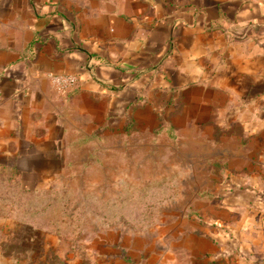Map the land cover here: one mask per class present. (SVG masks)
<instances>
[{
	"label": "crops",
	"instance_id": "0c3cea01",
	"mask_svg": "<svg viewBox=\"0 0 264 264\" xmlns=\"http://www.w3.org/2000/svg\"><path fill=\"white\" fill-rule=\"evenodd\" d=\"M234 27L255 41L231 40ZM50 74H74L77 84L60 94ZM240 110L253 114L243 125L254 132L241 169L259 177L211 205L220 235L205 219L187 231L183 214L186 264H264L252 249L264 248V0H0V161L18 169L24 193L109 167L144 130L154 145L176 139L159 128L199 130L203 113ZM128 200L116 220L131 225Z\"/></svg>",
	"mask_w": 264,
	"mask_h": 264
},
{
	"label": "rangeland",
	"instance_id": "374dc122",
	"mask_svg": "<svg viewBox=\"0 0 264 264\" xmlns=\"http://www.w3.org/2000/svg\"><path fill=\"white\" fill-rule=\"evenodd\" d=\"M229 37L237 42L251 37L254 42L256 33L234 27ZM201 116L205 123L199 130L183 128L174 132L176 139L161 138L154 145L144 130L138 142L125 143L121 154L117 151L109 167L95 168L90 176L78 179H54L35 188L39 190L36 193H24L18 180L7 182L0 176V264H186L188 256L183 255L179 244L185 231L183 216L192 223L187 231L194 227L192 220L205 219L208 222L204 221L203 227H214V234H222L224 225L209 222L211 205L225 206L231 185L245 182L250 187L259 177L241 169L244 159L252 161L247 155L253 152L249 148L254 132L245 129L243 122L252 120L253 114L240 110L239 114L209 112ZM215 121H220V128L211 130ZM164 131L158 134L170 137L166 133L169 130ZM212 133L223 136L225 142L210 144L208 136ZM229 160H236L235 164ZM54 186L65 187L53 190ZM144 190L150 197L146 205H151L148 213L153 211L152 225L131 226L117 221L122 202L119 214L116 204L110 210L99 208L120 195L134 193L137 197V192ZM256 195L257 206L263 207L264 194ZM144 199L127 201V211L133 213L130 222L147 212L145 207L135 206L145 205ZM258 213H264V208ZM216 245V249L222 246ZM104 247L109 250L107 256L102 255ZM252 249L264 257L263 247L257 244ZM229 260L225 264H242L240 258L232 263Z\"/></svg>",
	"mask_w": 264,
	"mask_h": 264
},
{
	"label": "trees",
	"instance_id": "16d2710c",
	"mask_svg": "<svg viewBox=\"0 0 264 264\" xmlns=\"http://www.w3.org/2000/svg\"><path fill=\"white\" fill-rule=\"evenodd\" d=\"M168 115V114H167ZM160 119H163V117H159V121ZM164 129L163 128H159L156 130L155 133H163ZM169 132H166L171 138H175V136L173 135L174 132L176 131L174 128H171V129H168ZM165 132V131H164ZM220 136V134L218 135ZM215 137V135H214ZM217 137V135H216ZM0 176H4V178H6L7 182H16L17 180V183H20V180H21V176L19 174V171L18 169L15 167V166H10L8 165L6 162H2L0 161ZM147 194V191L144 190V191H138L137 192V197H135L134 195V198H141V196H143L145 199H144V203L145 205H140L138 206L139 209L144 208L145 207V210H147V212H143L142 214L140 213V217L138 216L137 220H135L133 223H131L132 226H134V224L136 225H150V223L152 222V217H153V211L151 213H148V208L151 206V205H146L147 203L146 202H149V196L146 195ZM126 199H123L122 197H120L119 199H116V200H113L111 202L107 204H103V205H100L99 208L102 209V210H110L112 208V206L114 204H116L117 201H121V202H124L126 200L129 199V197H125ZM93 210V209H92ZM123 220H126V218H124Z\"/></svg>",
	"mask_w": 264,
	"mask_h": 264
},
{
	"label": "built area",
	"instance_id": "2783aa9c",
	"mask_svg": "<svg viewBox=\"0 0 264 264\" xmlns=\"http://www.w3.org/2000/svg\"><path fill=\"white\" fill-rule=\"evenodd\" d=\"M49 78L51 85L60 94H66L77 84V77L74 74H50Z\"/></svg>",
	"mask_w": 264,
	"mask_h": 264
}]
</instances>
